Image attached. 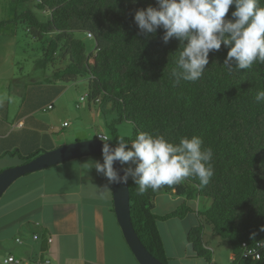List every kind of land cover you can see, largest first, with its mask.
I'll return each mask as SVG.
<instances>
[{
	"label": "trees",
	"instance_id": "16d2710c",
	"mask_svg": "<svg viewBox=\"0 0 264 264\" xmlns=\"http://www.w3.org/2000/svg\"><path fill=\"white\" fill-rule=\"evenodd\" d=\"M28 2H35L39 12H47L46 20L40 21L31 10L19 14L16 6ZM10 3L14 18L0 21V31L12 33L16 24H25L27 33L43 42L37 65L53 67L48 81L69 84L85 80L90 98L110 105L115 115L112 124H132L133 133L125 139L131 140L141 131L163 135L172 143L196 135L202 139L203 148L213 149L214 175L207 185L188 177L179 184L162 185L157 191L148 189L141 194L129 179L131 223L146 250L168 264L157 221L181 219L195 212L182 204L157 216L153 208L158 194L186 200L205 197L211 199V205L197 212L199 223L187 233L195 256L211 262V251L203 239V229L209 226L229 244L233 254L230 264H260L241 258V243L264 242V102L255 101L256 91L264 89V64L229 71L223 66L228 49L221 45L220 50L209 53V64L200 80L177 84L170 73L179 41L173 38L164 44L162 29L147 38L137 35L134 12L155 6V0ZM232 11L234 6L226 18ZM76 32L92 35L94 52H86L84 41L74 37ZM120 137L115 135L110 143L115 145ZM41 153L21 156V160L26 163ZM7 155L16 156L17 151Z\"/></svg>",
	"mask_w": 264,
	"mask_h": 264
},
{
	"label": "crops",
	"instance_id": "0c3cea01",
	"mask_svg": "<svg viewBox=\"0 0 264 264\" xmlns=\"http://www.w3.org/2000/svg\"><path fill=\"white\" fill-rule=\"evenodd\" d=\"M1 33L4 34L0 31V171L23 164L21 156L79 141L74 130L65 132L70 122L64 126L67 122L59 121L77 119L82 123L87 116L72 108L73 103L75 108L80 103L66 96L69 86L48 81L51 74L46 73L47 68L37 63L33 67L29 58H19V48L23 49ZM12 37L13 40L14 34ZM87 106L91 116V105L87 103ZM97 106L101 108L97 115L110 112L109 104ZM99 133L104 134L101 130ZM86 135L84 133L82 141L95 139ZM13 151H17L16 156L7 155ZM14 159L19 163L12 164ZM89 159L103 162L98 155L74 159L21 176L7 188L0 197V258L48 257L54 264H138L117 224L112 191L101 193L99 190L108 183L107 179L94 168L82 169ZM110 187L112 190V185ZM168 195L158 194L154 198L155 215L164 216L182 204L196 213L201 211L197 209V202L202 197L186 200ZM196 213H188L181 219L157 221L168 264H218V249L223 242L212 231L217 239L209 233L208 240L207 226L203 229V239L205 247L211 251L210 263L197 258L187 242L189 229L199 223ZM182 222L189 229L180 233L184 254L177 255L172 240L174 234L170 231ZM174 257L177 258L173 260ZM228 257L230 264L232 252Z\"/></svg>",
	"mask_w": 264,
	"mask_h": 264
},
{
	"label": "clouds",
	"instance_id": "9594fccd",
	"mask_svg": "<svg viewBox=\"0 0 264 264\" xmlns=\"http://www.w3.org/2000/svg\"><path fill=\"white\" fill-rule=\"evenodd\" d=\"M230 6L234 11L226 18ZM134 23L138 36L147 38L162 29L164 44L173 38L179 41L175 67L170 73L177 84L181 80H200L209 64V53L220 50L221 45L228 49L223 66L229 71L264 64L261 0H155V6L134 12ZM255 101L264 102V89L256 91ZM99 139L103 162L89 159L82 169L94 168L107 179L108 183L99 189L101 193L112 191L113 184L126 185L129 179L143 194L148 189L157 191L162 185L179 184L188 177L207 185L214 175V151L203 148L202 139L196 135L172 143L163 135L141 131L131 140L117 138L114 146L106 135ZM117 161L121 166H131L122 167L121 175L113 166Z\"/></svg>",
	"mask_w": 264,
	"mask_h": 264
},
{
	"label": "rangeland",
	"instance_id": "374dc122",
	"mask_svg": "<svg viewBox=\"0 0 264 264\" xmlns=\"http://www.w3.org/2000/svg\"><path fill=\"white\" fill-rule=\"evenodd\" d=\"M10 1L11 0H0V21H5V20H8L9 18L12 20L14 18V16L11 15L12 4L10 3ZM34 5H35V2L24 3L21 5H17L16 10L18 11L19 14L26 11V10H31V11H33V13H35L36 17L38 19H40V21L46 20L48 13L47 12H39L38 10H36ZM3 28H4V26H3ZM12 30H13L12 33H10L7 30L10 34L3 32L5 35L2 33H1V35L7 37L6 39H8V41H15L16 45H19L23 49V51H22L19 48V58H21V57L29 58L30 59L29 62L33 65V67H35L37 61L41 59V55H42L41 49H42L43 42H40V41L34 39L32 36H30L27 33L26 25L23 23L16 24ZM12 34H14L13 40H12V38H13ZM74 37L76 39L84 41V43L86 45V52L87 53L94 52L95 42L93 41V39L87 38L86 34L84 32H76V33H74ZM44 40H45V38H44ZM20 63H22V62H20ZM24 67H26L25 64H24ZM46 68H47L46 69L47 74H51L53 72L52 66H48ZM35 74L40 75V73L38 74V72H36ZM63 85L69 86L68 92L66 94V96L69 98V100H73L74 102L80 103L79 104L80 107L78 109L74 107L75 105L73 103L72 108L75 111H79V114L85 113V115L89 116V112L87 109L88 108L87 103L91 105V111H92L90 113L91 116H89V117L85 116L83 118L82 123L80 121H78L77 119H75L72 122L69 121L68 119H61V121H59V122L65 121V122H67V124L70 122L69 127L65 131L66 133L67 132L70 133L72 130H74L76 133H73V134H76V138L79 141H82V139L84 137V133L87 134L86 135L87 138L94 137V136L96 137L97 133L100 130L105 135H107L109 137V139H112V140H113L115 135H118L121 137H129L132 135L133 126L130 122H121L120 124H112V119L115 117V115H113L110 112L106 113L104 116L100 115V114L97 115V112L101 110L100 106H97L98 104H93V102H91L90 100H87V99L84 102L79 101V99L81 97H84L86 95V92H87L86 82L84 80H80L78 82L69 83V84L63 83ZM75 114H76V112H75ZM77 129H80V130H77ZM79 141H76V142H79ZM16 163L18 164L19 161L17 159H14L12 164H16ZM14 166H17V165H14ZM129 166H131L130 163L123 165V167H125V168L129 167ZM8 168H10V167H8ZM5 169H7V168H5ZM162 195H165L164 197L169 196L167 193H163ZM210 205H211V199L202 197L197 202V209L203 211V210L209 208ZM195 208H196V206H195ZM195 213L196 212H194V214ZM195 218H198L197 213H196ZM184 229L188 230L189 227L184 222H182L176 227L175 230L171 229V231H170V232L173 231L172 234H174L172 236V240H173V244H174V252L177 255L184 254L182 251V242H181L182 240L180 238V237H182V235L180 236V233H182V231ZM209 233L212 235V237L216 238V236H214L211 233V228L209 226H207L205 236H207L208 240H209V238H208ZM220 241L223 242V244L220 245V248L218 249V251H219V254L217 256L218 264H229V257L228 256L231 253L230 247H229L227 242H224L223 240H220ZM224 243H225V245H224ZM166 244H167V241H166ZM5 258H6V256L0 258V264H3V260ZM176 258L177 257H174L172 259L174 260ZM170 260H169V262H170ZM167 263H168V260H167ZM203 263H204V261H203Z\"/></svg>",
	"mask_w": 264,
	"mask_h": 264
},
{
	"label": "water",
	"instance_id": "95a60500",
	"mask_svg": "<svg viewBox=\"0 0 264 264\" xmlns=\"http://www.w3.org/2000/svg\"><path fill=\"white\" fill-rule=\"evenodd\" d=\"M101 148L102 142L97 139L74 142L45 151L26 163L4 169L0 172V197L7 188L21 176L74 159L94 155L101 156ZM113 166L118 172H120V169L123 167L118 161L114 162ZM120 174L122 175L123 173L120 172ZM112 196L117 224L128 248L138 264H162L146 250L134 231L130 217L128 183L126 185L113 184Z\"/></svg>",
	"mask_w": 264,
	"mask_h": 264
},
{
	"label": "built area",
	"instance_id": "2783aa9c",
	"mask_svg": "<svg viewBox=\"0 0 264 264\" xmlns=\"http://www.w3.org/2000/svg\"><path fill=\"white\" fill-rule=\"evenodd\" d=\"M86 37L92 39V35L90 33H86ZM86 99L90 100L93 103H100L99 98L91 99L88 92H86V95L84 97H81L79 101L84 102ZM76 108H79V106L76 105ZM48 109H51V106H48ZM66 124L67 123H64L63 125L66 126ZM99 136H105V135L98 134L97 135L98 140H100ZM47 241L50 242L51 240L48 239ZM241 250H242V254H241L242 259L250 260L252 262H260V264H264V242H256L253 245H249L246 242H242ZM232 260L233 258L231 259V261ZM3 264H54V263L48 257L34 259V260H30V259L20 260L18 258H15L14 256H7L3 260Z\"/></svg>",
	"mask_w": 264,
	"mask_h": 264
}]
</instances>
